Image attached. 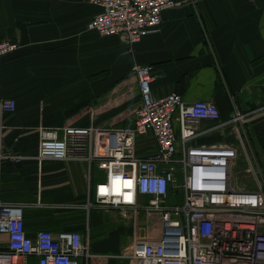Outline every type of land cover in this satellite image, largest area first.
I'll return each instance as SVG.
<instances>
[{"label":"crops","instance_id":"obj_1","mask_svg":"<svg viewBox=\"0 0 264 264\" xmlns=\"http://www.w3.org/2000/svg\"><path fill=\"white\" fill-rule=\"evenodd\" d=\"M176 2L162 13L157 30L130 46L117 35L102 37L87 28L101 10L89 0H0V40L19 44L0 57L3 151L19 156L0 165V199L32 204L26 208L31 236L40 229L89 236V264H131L136 238L161 236L160 218L141 211L135 224L114 209H84L89 162L39 164L40 132L133 125L141 103L135 63L152 66L157 97L176 92L187 102L211 101L222 121L237 111L252 114L245 127L264 174V0ZM8 98L17 103L12 112L1 109ZM215 124L204 120L200 126ZM231 126L199 140L232 142ZM156 149L151 136L140 139L142 154ZM117 227H126L125 234ZM37 263L36 256L28 258V264Z\"/></svg>","mask_w":264,"mask_h":264},{"label":"built area","instance_id":"obj_2","mask_svg":"<svg viewBox=\"0 0 264 264\" xmlns=\"http://www.w3.org/2000/svg\"><path fill=\"white\" fill-rule=\"evenodd\" d=\"M89 1L101 10L87 28L102 37L117 35L130 46L157 30L162 13L178 4ZM18 47L16 41L0 40V57ZM133 73L141 97L133 125L43 129L36 154L39 164L88 161L87 198L82 205L87 211L114 209L135 224L141 211L159 216L161 236L136 238L131 264H264V174L245 127L252 114L237 111L222 121L211 101L187 102L176 92L155 96L151 65L137 62ZM16 106L13 98L1 103L4 112ZM204 120L216 124L202 129ZM228 124L234 141L200 142L212 129ZM3 132L0 123V165L19 159L3 151ZM146 136L153 138L157 149L144 155L139 141ZM93 166L104 173L96 182ZM31 205L0 199V264H28L30 256L37 257V264H89V236L85 239L79 231L40 229L29 235L26 208Z\"/></svg>","mask_w":264,"mask_h":264},{"label":"rangeland","instance_id":"obj_3","mask_svg":"<svg viewBox=\"0 0 264 264\" xmlns=\"http://www.w3.org/2000/svg\"><path fill=\"white\" fill-rule=\"evenodd\" d=\"M118 127H119V126H118ZM113 128H114V127H113ZM250 143H251L252 149H253V151H254V153H255V150H254L253 144H252V142H251V139H250ZM255 155H256V153H255ZM241 158H242V157H241ZM241 158H240V162L244 164V161H243V159H241ZM257 159H258V158H257ZM94 174H95V180H94V182H96V181H97V179H96L97 175L100 177V176L103 175L104 173H103L102 171H100V170L95 169V170H94ZM112 226H115V225H112ZM125 226H126V225H125ZM109 227H111V225H109ZM126 227H128V226H126ZM126 227H124V228L117 227L116 229H117L119 232H121V234H125L126 229H127ZM114 229H115V228H114Z\"/></svg>","mask_w":264,"mask_h":264},{"label":"bare ground","instance_id":"obj_4","mask_svg":"<svg viewBox=\"0 0 264 264\" xmlns=\"http://www.w3.org/2000/svg\"><path fill=\"white\" fill-rule=\"evenodd\" d=\"M116 190L118 191V190H119V188L117 187V188H116Z\"/></svg>","mask_w":264,"mask_h":264}]
</instances>
